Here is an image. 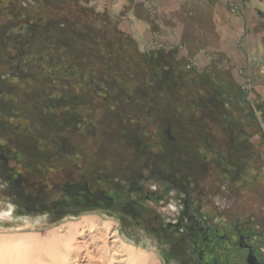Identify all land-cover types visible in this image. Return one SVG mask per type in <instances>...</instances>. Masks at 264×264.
I'll return each instance as SVG.
<instances>
[{
    "label": "rangeland",
    "instance_id": "obj_1",
    "mask_svg": "<svg viewBox=\"0 0 264 264\" xmlns=\"http://www.w3.org/2000/svg\"><path fill=\"white\" fill-rule=\"evenodd\" d=\"M13 21L0 148L14 154L17 186L0 178V264H132L124 250L186 264L151 223L167 233L181 220L184 191L162 194L172 173L192 206L214 200V213L264 220L261 181L256 200L243 181L202 193L222 166L196 138L230 146L238 126L254 130L235 96L264 124V0H0V25ZM167 126L173 140L159 132ZM242 140L264 156L258 138ZM143 157L164 175H148ZM99 180L111 199L90 201Z\"/></svg>",
    "mask_w": 264,
    "mask_h": 264
},
{
    "label": "flooded vegetation",
    "instance_id": "obj_2",
    "mask_svg": "<svg viewBox=\"0 0 264 264\" xmlns=\"http://www.w3.org/2000/svg\"><path fill=\"white\" fill-rule=\"evenodd\" d=\"M233 10H240V7L235 6ZM15 24L13 21L8 26L0 25V48L2 46L5 47L4 50L0 51V62L4 61L8 51V46L7 48L5 46V41H7V38H5L7 37L6 30L15 27ZM32 30L33 28L27 31L29 37H31L30 33H32ZM48 37L51 39L52 35H48ZM22 40H24V36L19 39V41ZM9 45L12 46L11 43ZM14 58H17V54L14 55ZM47 59L52 60V56L48 54ZM106 84L109 86L110 80H107ZM101 88L104 90L103 85ZM235 99L247 105L255 128L249 132L244 127L238 126L233 133L230 146H225L224 143H217L216 147H214L210 142H205L207 143L206 146L201 136H196L199 142L198 150L203 155H214L212 159L222 166L221 172L215 171L214 174L222 176L223 183L224 181L226 182L220 185L221 181L215 189L203 190L202 193L211 196L212 193H219L222 188L237 187L238 183L243 181L246 183L245 187L249 189L252 197L256 200L255 193L260 187L258 182L261 181V185L264 188L262 166H260L261 168L258 166V160L264 165V156L262 157V153L258 152L254 143V146L249 147L242 145V138L250 140L258 138L259 143L264 146V124L258 116L256 107L247 97L235 96ZM223 128L225 127L223 126ZM158 129L161 134L167 135L169 139L173 140L170 126L166 128L158 127ZM190 132L194 134L200 133L196 129ZM13 156V152L6 154L0 148V178L16 187L17 170L12 159ZM140 164L143 168L148 169V175H159L160 177L164 175L153 161L148 163L143 157L140 158ZM139 177L144 178L146 176L140 174ZM165 179L167 180V185L162 189L163 196L167 197L171 191L174 192L176 190L178 192L184 191L186 194V198L180 199L179 203L176 204L177 206L175 205V207L179 206L181 209V220L177 219L173 228L167 233L165 227L161 226L157 220L152 221L153 225L151 223L150 225L153 226V230L170 239V249L179 257H182L186 264H264V220L255 221L254 211L250 210L246 216L241 215L238 211L230 219L221 211L214 213V210L211 209L216 203L214 200L206 201L205 205L195 202V206H192L188 198L189 194L178 183L176 175L174 173L169 174ZM96 184L97 187L89 191V193L92 192L94 195L92 198L89 197V200L96 201L102 197L111 199V194L103 186H100V180ZM260 192H264V189ZM196 208L198 212H196ZM145 218L142 215L143 221L146 220Z\"/></svg>",
    "mask_w": 264,
    "mask_h": 264
},
{
    "label": "trees",
    "instance_id": "obj_3",
    "mask_svg": "<svg viewBox=\"0 0 264 264\" xmlns=\"http://www.w3.org/2000/svg\"><path fill=\"white\" fill-rule=\"evenodd\" d=\"M111 79L109 76L105 77L104 75L103 76H100V80H101V84H103V88H104V92H108L109 89H112L113 87V83L111 82ZM107 80H110V85L108 86L105 81L107 82ZM104 82V83H103ZM17 180L19 182L22 181V183H24L29 189H32V190H40L41 188V185L39 186V183L35 182V181H26L23 177L22 178H19V176L17 177ZM32 180V179H30ZM17 183V182H16ZM43 189V187L41 188Z\"/></svg>",
    "mask_w": 264,
    "mask_h": 264
},
{
    "label": "bare ground",
    "instance_id": "obj_4",
    "mask_svg": "<svg viewBox=\"0 0 264 264\" xmlns=\"http://www.w3.org/2000/svg\"><path fill=\"white\" fill-rule=\"evenodd\" d=\"M113 235V234H112ZM116 242V241H115ZM90 243V242H89ZM106 244V243H105ZM110 248V250H112L111 249V247H106L105 245H104V247H103V249L104 250H106V249H109ZM114 249V248H113ZM124 250V249H123ZM118 251V250H117ZM124 251H126V253L129 255L128 256V260L132 263V264H150V262H151V260L150 259H148V257L146 258V257H142V256H140V255H138V256H133L132 254H130V252L128 251V250H124ZM114 252V251H113ZM104 253L106 254V252L104 251ZM117 253V252H116ZM88 254V253H87ZM78 255V254H77ZM117 255H119V254H117ZM110 260V259H109ZM113 260H111V262H112ZM116 261V260H115ZM100 262H101V259H100ZM108 262V261H107ZM117 264V263H116Z\"/></svg>",
    "mask_w": 264,
    "mask_h": 264
}]
</instances>
